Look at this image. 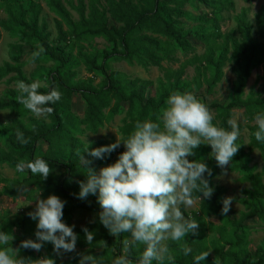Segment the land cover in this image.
<instances>
[{
  "label": "trees",
  "instance_id": "1",
  "mask_svg": "<svg viewBox=\"0 0 264 264\" xmlns=\"http://www.w3.org/2000/svg\"><path fill=\"white\" fill-rule=\"evenodd\" d=\"M48 9L61 19L68 29L63 30L62 23L55 22L57 37L50 40V34L44 22H39V7L33 0H0V10L5 19L0 20V31L8 34L16 42L9 47V62L0 66V80L12 75L8 84L16 86L17 81L31 82L22 72L21 57L25 54L24 48L29 47L30 53H39L34 57L37 61L52 63L48 77V87L39 88L46 93L51 87L61 92V100L50 105L54 111L47 118H35L24 106L19 103L17 89H9L5 96H0V112H15L17 120L2 134L3 148H0V165H6L15 171V165L20 160L42 158L49 162L50 173L47 178L39 175L33 176L25 170L17 173L21 178L17 180L0 179L4 185L0 196L14 199L20 190L33 187L45 195H55L65 201L63 208V222L72 226L70 221L76 211H87L97 214L101 211L97 199L89 195L86 199L76 198L79 193V182H86V167H96L109 164L112 155L122 153L116 150L104 160H95L82 150L85 145L79 140L82 128L95 134L117 115L123 116V125L120 128L121 138L134 130L137 121L152 120L161 114L165 107L167 96L173 91L191 92L198 100L214 111V119L219 126L228 128L227 121L233 116V109L242 108L244 115L252 117L258 113L256 106L264 112V101L258 102L251 98L242 101L244 86L251 72L264 63V45L256 43L251 36L252 26L241 15L236 19V33L223 34L219 28L220 14L224 8L223 0H76L70 3L72 9L78 14L79 20H71L69 13L62 5L61 0H45ZM86 2V3H85ZM186 4L198 5L209 11L192 17L183 11ZM194 22L193 27L185 28L180 20ZM256 28L261 38H264V10L256 16ZM91 38L103 39L110 45V55L101 51L99 57L82 48L83 41ZM201 44L205 53L201 57L194 56L185 62L176 71L163 69L162 63L175 62L177 51L184 54L193 51L192 44ZM76 50V55L73 51ZM123 60L130 65H137L143 69L156 67L162 71V79L156 84L151 81L129 79L123 74L109 72L107 62ZM196 76L190 82H183L184 71L187 66L195 65ZM235 75L230 84L231 93L227 95V104L213 103L207 105L195 93L202 85L210 91L220 83L225 76L223 68ZM83 65L89 74L99 73L102 83L97 88L88 80L76 81L75 69ZM77 95L85 104L82 116L73 113L72 99ZM104 111H107L106 114ZM26 117V120L23 121ZM256 126L250 128L249 146L257 150L263 161L264 174V143L254 139ZM17 131L23 132L28 139L27 144H20L16 139ZM45 149L43 153L35 154L39 145ZM230 161L229 168L246 176L252 188L248 193L246 212L238 220L223 213V202L220 199L221 190L213 186V173L205 174L209 187L213 189L210 198L200 201L201 213H185L199 223L198 235L191 233L185 237V242L168 241V245L175 256V264H193V257L200 253H207L208 244L215 255L214 264H264V247H257L250 252L247 243V231L251 228L249 222L264 221V181L259 176L247 175L249 154H244L243 146ZM98 141L91 146L97 148L106 146ZM78 150L86 160L92 161L90 165H81L76 156ZM206 153L198 149L193 160L205 162ZM112 164V163H111ZM60 171V172H57ZM195 195V193H194ZM215 216L218 225L205 221V217ZM255 221V222H256ZM33 220L23 216L19 221V228L23 232L18 241H11L13 250H18V258L23 257L34 260L32 249L21 248V242L32 239L35 241V231L29 226L34 225ZM252 224V223H251ZM102 226V225H101ZM253 226V225H252ZM34 227V226H33ZM89 232L94 233L91 244L86 242L83 228L74 227L78 239L76 247L82 251L76 258L78 262L81 255H93L106 259L111 264L113 257L122 253V240L129 237V233H122L119 237L111 236L100 225H89ZM211 230L217 238L210 243L206 241V232ZM36 230V228H35ZM102 246L105 248L98 252ZM192 249L187 257L183 255V247ZM100 247V248H99ZM143 250L138 245L132 251V258L138 259ZM208 255L202 264H207Z\"/></svg>",
  "mask_w": 264,
  "mask_h": 264
},
{
  "label": "clouds",
  "instance_id": "2",
  "mask_svg": "<svg viewBox=\"0 0 264 264\" xmlns=\"http://www.w3.org/2000/svg\"><path fill=\"white\" fill-rule=\"evenodd\" d=\"M39 53H33L37 56ZM39 81L30 84L16 82L18 101L35 118L47 119L54 111V105L61 100V92L51 87L46 93L39 91ZM257 130L254 139L264 143V112L253 117ZM228 128L213 123L209 108L191 92H171L165 107L156 121H137L134 130L115 143L91 148L84 143L82 149L87 156L95 160H104L117 148L124 147L116 161L99 171L86 167V182H79L78 199L89 195L97 199L101 211L98 213L100 224L113 237L122 233L130 236L122 240V253L113 257L111 264H175V256L168 241H184L190 233L198 235L199 223L191 216H185L183 209L190 208L201 196L207 199L213 194L205 174L210 169L201 161L188 157L194 155V149L201 145L211 148V157L217 166L228 165L240 148L237 144L240 126L234 119L227 121ZM16 139L27 144L23 132L17 131ZM78 150L76 156L81 165H90ZM25 170L33 176L47 178L50 173L49 162L42 158L20 160L15 165L16 173ZM195 193V195H194ZM35 210L28 216L36 222L35 241L28 239L20 247L39 251L45 243H51L58 254L75 251L78 236L74 226H67L63 218L65 201L55 195L39 199ZM230 198L223 200L222 212L229 211ZM86 242L91 244L94 233L83 228ZM10 233L0 230V264H54L51 259L32 261L18 258V250H13ZM187 243L185 242V245ZM138 245L143 250L138 259L132 258V251ZM192 253L190 247H183V255ZM208 253L193 257V264H202ZM102 257L91 254L81 255L78 264H104Z\"/></svg>",
  "mask_w": 264,
  "mask_h": 264
},
{
  "label": "rangeland",
  "instance_id": "3",
  "mask_svg": "<svg viewBox=\"0 0 264 264\" xmlns=\"http://www.w3.org/2000/svg\"><path fill=\"white\" fill-rule=\"evenodd\" d=\"M39 7V22H44L47 26V31L50 34L49 39L55 40L57 37V32L55 28V22L59 21L62 23L63 30L66 31L68 27L66 24L59 19L53 12L48 9L47 3L45 0H33ZM63 7L69 13V16L72 21L77 22L79 20L78 14L72 9L70 3L75 4L76 0H61ZM87 1V0H85ZM225 5L220 14V22L219 28L221 33L223 34H231L234 33L236 37L238 34L236 33V19L238 16L243 15L247 22L252 26V39L259 44L264 45V38L260 37V34L256 28V16L264 10V0H223ZM86 3V2H85ZM184 12L190 14L192 17L199 16L202 13H206V8L198 5H190L186 4L183 9ZM5 19V16L2 14L0 10V20ZM184 23L185 28L193 27L194 22L186 21L184 19L180 20ZM16 40L12 39L8 36L7 33L0 31V66L4 63L9 62V47ZM82 48L92 53V55L96 53L99 57V61L101 59L102 53L101 51H106L110 55V45L106 43L103 39L100 38H91L87 41H83ZM192 47L193 51L183 53L177 51L174 58L175 62L170 63H162L163 69H170L176 71L180 68L182 64L187 61H190L194 56L201 57L205 53V49L203 45L193 43ZM25 53L21 57L22 63V72L25 77L32 83L34 81H39L41 87H48V77L51 72L52 63H45L42 61H37L34 59L32 51L30 53V48H24L22 50ZM77 51H73V55H76ZM195 65H189L186 67L184 71V76L182 78L183 82L190 83L196 76ZM229 64H226L223 68V72H225V76L222 78L221 82L216 84L210 91L207 90L205 85H202L200 90L195 93L201 100H203L207 105L213 103L219 104H227L229 101L227 100L228 90L230 84L235 80V75L229 73L226 68ZM107 70L109 72H116L125 75L129 79H139L143 81H151L154 84L159 79H162V71L156 67H148L147 69H143L137 65H130L126 61L123 60H110L107 62ZM76 72V81H84L88 80L91 82V85L95 88L100 86L102 83V77L99 73L89 74L83 65H80L75 69ZM12 78V75L3 77L0 80V96H5L9 89H15L16 86L13 83L8 84V81ZM231 90H229V94ZM251 98L255 101L262 102L264 101V63L260 64L257 68H255L246 84L244 86L243 95L241 97L242 101ZM73 105V113L77 116H82V112L84 110L85 104L82 102L79 96L75 95L72 99ZM257 111L262 112L259 106H256ZM213 116V123L219 126L218 120L214 119V111L209 109ZM107 111H104L106 114ZM248 117L244 115V111L242 108L233 109V116L231 119L236 120V122L240 126V136L238 138V143H241L243 146L244 154H249V163L247 165V175L259 176L262 181H264L263 174V161L260 156V153L257 150L252 149L249 146V137H250V128L256 126L253 117ZM17 116L15 112L6 110L0 112V148H3L2 142V134L8 127L13 123V121L17 120ZM26 120V117L23 121ZM123 116L117 115L109 122H106L97 133L92 134L90 132L85 131L82 128L81 134H79V140L84 144H89L92 146L98 141H103L104 143L111 144L115 143L118 138H121L120 128L123 125ZM220 127V126H219ZM39 150L35 154L37 157L44 151V147L40 144ZM198 149H203L206 153L205 162L207 167L213 173V186L219 190H221L220 199L223 202L225 198H230L231 203L229 205L228 217L230 219L238 220L239 217L246 212V203L248 200V193L252 191L250 183L245 180L246 176L242 175L238 172H233L230 170L229 165L220 168L217 166V163L214 158L211 157V148L207 145H201L199 148L194 149V155L188 157L190 161L195 158L196 151ZM121 150L122 152L125 150L123 145L116 149V152ZM118 158L115 153L111 157V161L109 164L101 165L93 167L95 171H99L100 168L106 167L111 163H114ZM60 172V171H57ZM21 176L17 175V173L7 167L6 165H0V179L7 180H17L20 179ZM4 185L0 183V191L3 189ZM38 194L39 199H46L50 195H45L40 191H37L35 188L29 186L23 190H20L17 193V196L12 199L5 196H0V230L10 233L14 237V241H18V238L22 236L23 232L19 228V221L23 218V216H28L29 212H33L35 210L36 201L33 199ZM200 200H197L194 205L190 208L183 209L185 213H201L200 211ZM29 217V216H28ZM205 221L207 223H211L213 225H218V218L215 216H207L205 217ZM254 219L253 222H249V226L251 228L247 231V243L249 244V248H251L250 252L257 247H264V221H256ZM252 223V224H251ZM70 224L76 228H84L89 225H100L99 218L97 214L90 213L87 211H76L72 215V219ZM253 225V226H252ZM34 226V227H33ZM33 226H29L31 233L32 231H36V222H34ZM217 238L216 234L211 230V228L206 232V241L210 243L212 240ZM100 248V247H99ZM105 246H102L98 252H101ZM88 248L80 249L75 246V251L71 253H64L61 251L59 254L53 250V245L51 243H45L43 247L39 250H33L34 253V262L43 259H51L54 261V264H78L76 261L77 256L82 252L87 250ZM208 262L207 264H214V251L212 247L208 244ZM106 264V259H104Z\"/></svg>",
  "mask_w": 264,
  "mask_h": 264
}]
</instances>
